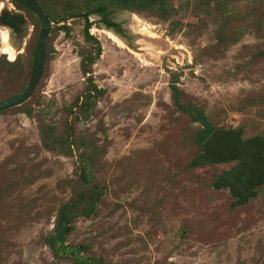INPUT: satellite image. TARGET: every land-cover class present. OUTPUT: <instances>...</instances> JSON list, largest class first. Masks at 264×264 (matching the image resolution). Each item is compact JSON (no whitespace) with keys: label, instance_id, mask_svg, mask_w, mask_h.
Listing matches in <instances>:
<instances>
[{"label":"rangeland","instance_id":"374dc122","mask_svg":"<svg viewBox=\"0 0 264 264\" xmlns=\"http://www.w3.org/2000/svg\"><path fill=\"white\" fill-rule=\"evenodd\" d=\"M40 1L54 17L43 74L25 103L0 112V264H264V184L239 204L216 187L234 162L192 166L203 148L188 115L191 104L215 131L264 134V0H162L147 11ZM6 14L22 22H0V101L26 90L41 28L0 0ZM65 204L75 209L64 244L79 259L45 244Z\"/></svg>","mask_w":264,"mask_h":264},{"label":"water","instance_id":"95a60500","mask_svg":"<svg viewBox=\"0 0 264 264\" xmlns=\"http://www.w3.org/2000/svg\"><path fill=\"white\" fill-rule=\"evenodd\" d=\"M23 6L40 21L36 55L33 71L27 88L21 94L0 101V112L25 103L33 94L43 74L45 65V44L51 30V22L43 13L36 0H10ZM242 131H214L203 144V153L192 166L207 164H226L238 161V165L222 174L216 187H228L237 198V203L244 204L253 196L252 188L264 184V134L241 139Z\"/></svg>","mask_w":264,"mask_h":264},{"label":"trees","instance_id":"16d2710c","mask_svg":"<svg viewBox=\"0 0 264 264\" xmlns=\"http://www.w3.org/2000/svg\"><path fill=\"white\" fill-rule=\"evenodd\" d=\"M159 1H162V0H118L117 4L111 3V5H112V8L114 10H130V9L137 10L138 9V10L147 11V9H151V8L155 7L156 5H161L162 7H164V5H166V1L163 2L162 4H159L158 3ZM36 2L40 6L43 13H45L46 9H45L43 2H41L40 0H36ZM25 10H27V9H25ZM108 10H110V8L108 6L99 7V8L94 9L93 12H89V14H91V13H105V12H108ZM161 11L164 13V16H162V17L170 16L172 11H173V8L171 6H169V7L167 6V8L165 10H161ZM89 14L83 15V18L85 20V27H84V29H85V40L87 42L93 40L92 36L89 35V33H88V30H89L90 25H91L88 22V15ZM47 17L49 18L50 22H51V18L52 19L54 18V17H50L48 15H47ZM71 18H73V17H71ZM61 19H63V18H61ZM65 19H67V18H64V20ZM0 22L3 25L10 26L16 30L18 28L19 24L22 22V17L20 15L6 14V15H3L1 17ZM99 53H100V47H99V45H97L96 55L94 56V58H90L87 61L89 63H93V61L96 59V57H99ZM262 53H264V51ZM262 53H259V54H262ZM170 88L174 94L173 95V102L175 105L174 107L176 108V110L179 109L180 111L184 112V110H181L182 109V103H181L180 99H182V98H181L180 91H178V89L175 87L174 84ZM189 105H190V111L188 112V115L191 117L192 122L199 123L200 127H201L194 134L193 141H194L196 147L199 150H202L205 140L215 130L213 129L212 125L210 124L208 117L206 116V114L202 110L194 107L191 104H189ZM260 135H263V134L260 133ZM260 135H256V136H260ZM91 178H92V174L90 171H88V173H86L84 175V181L86 183H88ZM77 195H78L79 203L84 206L87 203L88 192L87 191H80ZM89 198H90L91 202H92L91 199H94V201L92 202V204H94V202L96 201V196L90 195ZM71 208L75 209L74 207H69L66 204L60 208V210H59V212H58V214L54 220V226H53V230H52L53 234L52 235L50 234L47 238H45V244L56 255H71V256H74V257L79 259V257H78L79 250L76 248L75 249L70 248L64 244L65 237L69 233L68 222H69V214L71 212L70 211Z\"/></svg>","mask_w":264,"mask_h":264},{"label":"flooded vegetation","instance_id":"af4514ba","mask_svg":"<svg viewBox=\"0 0 264 264\" xmlns=\"http://www.w3.org/2000/svg\"><path fill=\"white\" fill-rule=\"evenodd\" d=\"M5 26H6V25H5ZM7 27H10V26H7ZM10 28H12V27H10ZM13 29H14V28H13ZM230 131H232V130H230ZM241 137H243V136L241 135ZM255 137H256V136H255ZM252 138H253V137H252ZM248 139H249V138H248ZM242 140H247V139H242ZM238 163H239L238 161H235V162H234V165H232L230 168H228L227 170H225V171L223 172V174L226 173L227 171H229L230 169L236 167V166L238 165ZM253 189H254V188H252L251 191H252Z\"/></svg>","mask_w":264,"mask_h":264}]
</instances>
